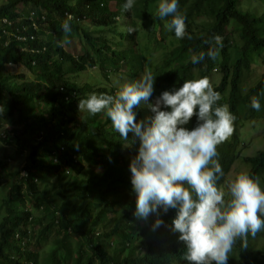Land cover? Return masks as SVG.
I'll list each match as a JSON object with an SVG mask.
<instances>
[{
	"label": "trees",
	"instance_id": "obj_1",
	"mask_svg": "<svg viewBox=\"0 0 264 264\" xmlns=\"http://www.w3.org/2000/svg\"><path fill=\"white\" fill-rule=\"evenodd\" d=\"M178 1L191 39H177L165 27L171 17L159 19L154 0H135L127 12L126 0H0V142L25 161L21 172L3 176L10 157L0 159V188L8 182L0 197V264H190L186 245L172 230L176 209L158 208L147 219L135 215L130 164L139 138L129 133L122 140L104 113L79 109L80 100L95 90L114 95L119 85H103L121 68L130 79L141 78L147 68L161 93L181 87L189 77L177 59L189 50L207 52L219 35L221 61L206 57L189 66L200 76L214 68L225 75L222 89L231 87L227 103L237 129L253 121L263 125L264 67L247 91L241 83L250 73L252 53L264 61V10L258 16L248 11L264 0H250L243 13L237 8L243 0ZM120 15L128 22L118 29ZM69 17L71 32L65 34L62 23ZM237 24L241 45L232 43L228 32ZM76 45L82 47L79 53ZM91 69L98 78L88 74L94 81L81 84ZM99 75L105 81L95 88ZM253 96L260 99V111L250 107ZM142 105L133 109L137 122L153 116ZM234 153L233 144L223 146L225 176L217 186L226 199ZM254 163L264 166V151L253 157L251 168L264 189V172ZM157 219L164 223L153 230ZM253 238L249 234L246 248L238 239L227 264H264V248L252 249Z\"/></svg>",
	"mask_w": 264,
	"mask_h": 264
},
{
	"label": "clouds",
	"instance_id": "obj_2",
	"mask_svg": "<svg viewBox=\"0 0 264 264\" xmlns=\"http://www.w3.org/2000/svg\"><path fill=\"white\" fill-rule=\"evenodd\" d=\"M134 5L135 0H126L122 7L127 12ZM183 7L178 0L153 3L159 19L171 17L165 27L180 40L192 38L187 32L186 16L181 13ZM70 20L71 17L62 23L65 34L71 32ZM154 36L160 38L157 33ZM213 40L216 46L207 52L189 50L185 57L177 59L189 79L148 104L153 116L145 120L137 122L133 109L142 101L147 103L153 95L156 78L147 68L140 79L123 83L114 95L92 93L79 102L80 111L89 115L104 113L122 140L126 141L129 133L139 138L138 155L130 164L132 190L136 194L135 215L147 219L158 208L164 213L176 209L172 230L180 234L179 241L186 245L184 259L190 264H227L238 239L246 248L249 234L255 237L264 230V189L251 169L253 157L264 149L243 155L252 142L241 140L245 147L238 144L243 127L261 123L248 122L237 129L236 117L227 103L231 87L227 83L222 89L225 75L220 76L214 68L206 76H200L197 67L189 66L190 62L196 65L206 57L213 62L221 61L223 37L217 35ZM190 54L193 55L188 58ZM170 68H174L171 63ZM215 75H219V81L214 84L211 79ZM250 107L260 111L258 96L251 97ZM194 116L195 121L189 123ZM254 131L260 132L259 128ZM227 144L235 148L233 161L227 165L230 167L227 179L236 171L227 183L230 199L217 186L225 176L221 163L222 149ZM257 165L258 171L264 172V166ZM163 223L157 219L153 230Z\"/></svg>",
	"mask_w": 264,
	"mask_h": 264
},
{
	"label": "rangeland",
	"instance_id": "obj_3",
	"mask_svg": "<svg viewBox=\"0 0 264 264\" xmlns=\"http://www.w3.org/2000/svg\"><path fill=\"white\" fill-rule=\"evenodd\" d=\"M250 4H251L250 0L241 1L240 7H237L239 10V13H243V12L247 11L246 8L248 7V5L250 6ZM261 10H264V4L260 1H254V3H252V6L248 11H251V12H253L254 15L258 16V15H260ZM119 20H120V23L118 22V26H117L118 29L121 28L120 24H122L124 22V25H125L128 22V19H126L124 15H120ZM200 20H202V19H195V22L197 23V21H200ZM207 23H209V22H207ZM82 24L85 25V23H82ZM241 31L242 30L238 24L228 27V32L230 33V39L232 40V43L234 41H237L241 45V42L239 40V35H240ZM156 38H157L158 42L160 41L163 43V41L159 37H156ZM76 41H77V39H76ZM167 42H170V40H167L164 43H167ZM76 50H77L76 53H79L82 50V47L79 45H76ZM258 53H260V52H258ZM156 54H157V58H159V59L162 58V56L159 55L158 48H156ZM192 55L193 54H190L188 58H191ZM263 67H264V61L262 62V59L257 58L256 54L252 53L250 55V73L246 76V78H244V80H242V83H241V88L244 91H247L251 85H253L257 82V80L259 79L260 74L263 70ZM13 70L16 72L24 71L20 67H15ZM124 70H126V69L121 68L120 71H116L113 75H110L109 79L106 81L102 77V75H99L100 81L96 82L95 88L97 86H99V84L102 83V81H105L103 86H107V88H108L109 86H118V85L121 86L123 83H127V82H131V81H135V80L140 79V77L136 78V79L127 78V76L125 74H123ZM24 72H27V71H24ZM88 74L90 77L96 76L98 78L96 69L95 70L91 69L90 71L87 72V74H85L84 76L83 75L81 76V84H83L85 81H88V82L94 81L93 79L88 78ZM211 80L214 84L218 83L219 75L213 76ZM96 91L97 90H95L93 92L97 93ZM161 91H162L161 87H157L154 90L151 98L154 99V98L158 97V95L161 93ZM99 94H101V92H99ZM150 99H149V101H150ZM148 102L145 103L142 101L141 102L143 104L142 106L148 108ZM148 110H150V109L148 108ZM262 124L263 125L256 124L254 126L246 125L241 130L242 131L241 132L242 137L240 138V140H244L245 143L249 142L248 140H251V142H252L251 146L242 152L243 155H248V154L253 155L257 150L264 149V123H262ZM7 128H10V127H7ZM251 128H254V130L259 128L260 132L257 133L256 131L252 130ZM250 130L252 131L251 135H250V133H251ZM7 156L10 157L9 158L10 164H9V167L7 169H5L6 171L2 172V175L4 176L3 173L7 174V173H11L13 171L21 172L22 167L25 164L23 157L22 156L18 157L16 154H14V151H12L10 147H6L2 142H0V159L4 160ZM238 169H242V167L238 166ZM235 172L236 171H232V174H234ZM232 174L228 175V180H231L233 178ZM7 187H8V182L0 188V197H2L4 195L5 191L7 190ZM250 245H251V248L254 250H259L261 248H264V230L259 232L252 239V241L250 242Z\"/></svg>",
	"mask_w": 264,
	"mask_h": 264
},
{
	"label": "bare ground",
	"instance_id": "obj_4",
	"mask_svg": "<svg viewBox=\"0 0 264 264\" xmlns=\"http://www.w3.org/2000/svg\"><path fill=\"white\" fill-rule=\"evenodd\" d=\"M197 42H198V40H197ZM200 43V42H199Z\"/></svg>",
	"mask_w": 264,
	"mask_h": 264
}]
</instances>
